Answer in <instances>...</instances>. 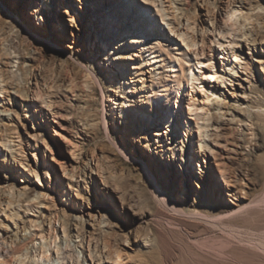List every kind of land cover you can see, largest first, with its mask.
Returning a JSON list of instances; mask_svg holds the SVG:
<instances>
[{"label": "rangeland", "instance_id": "1", "mask_svg": "<svg viewBox=\"0 0 264 264\" xmlns=\"http://www.w3.org/2000/svg\"><path fill=\"white\" fill-rule=\"evenodd\" d=\"M251 2L249 14L264 20V0ZM146 5L155 13L159 8L164 20L157 14L149 39L132 48L134 21L141 15L151 25L150 13L141 10ZM247 8L242 0H0V49L14 45L20 52H12V65L5 67L17 80L7 86L6 100L0 97L1 232L17 240L32 236L34 255L39 245L50 243L55 264H73L76 256L91 264L100 252L101 264H264L228 236L231 224L264 231V74L258 63L264 40L245 42L251 39L243 18ZM234 11L236 17L228 20ZM191 38L196 46L188 48L183 39ZM230 42L244 44L251 77L227 68L233 58L224 48ZM151 45L163 47L164 65L155 63ZM179 48L192 58L191 52L203 50L223 78L208 79L218 89L208 100L200 88H189L198 104L209 105L208 122L180 109L168 127L158 108L147 121L135 107L160 89L157 79L168 78ZM119 52L132 55L126 70L135 80L137 66L146 69L144 86L131 82L138 90L128 94L140 100H131L132 106L111 78L116 68L110 60ZM144 105L147 110L150 102ZM201 132L209 134L205 148ZM171 143H176L172 152ZM221 161L237 187H230L232 193L218 177ZM156 182L172 203L187 212L218 214L224 225L170 212L155 197ZM257 200L261 208L224 217Z\"/></svg>", "mask_w": 264, "mask_h": 264}, {"label": "bare ground", "instance_id": "2", "mask_svg": "<svg viewBox=\"0 0 264 264\" xmlns=\"http://www.w3.org/2000/svg\"><path fill=\"white\" fill-rule=\"evenodd\" d=\"M242 2L244 3L246 7H248L247 13L243 15V18L244 20L249 22L250 29H251V31H249L248 33V35L251 34V39L247 38L245 39V42L254 44L256 41H259V40L263 41L264 40V31H262L264 30L263 17H261L260 15H257L254 18L253 15L249 14V12H252L254 10V5L252 4L251 0H242ZM259 6L260 4L256 5V7H259ZM129 7H131L130 4H129ZM99 8H102V6H99ZM141 10L146 11L147 13H150L148 16L151 17V25L147 26L146 20L141 15L139 19L134 21L133 26L130 27L129 29V34H131L133 30H134V33H136L135 36L133 35L130 36L132 48H134L135 43L149 39L148 32L150 28L154 26L153 22L154 20H156L157 14L161 16V20H164L162 17V14L160 13L159 8H158L159 11L157 13H155L154 11H149L150 7L148 5L142 6ZM127 14H128V10L127 12H125V16ZM110 16L116 17L113 14ZM233 17H236V11L228 14L227 19L233 20ZM255 22L261 25V29L257 28V26L255 25ZM232 23L236 24V21L234 20ZM241 26L245 27L246 25L242 24ZM98 34H99V31H98ZM245 35L246 33L242 32L240 37H243ZM123 40H125V38ZM183 42H186L185 44L188 48L196 46V40L193 38H191L189 42L183 39ZM231 44L236 45V48L234 47L229 48ZM158 46L160 45H151L150 52L151 54H153V59L155 60V63H159L160 64L159 66H162L166 62V60L164 59L165 54H164V51H162L163 47L161 46L159 47L160 49L159 51H155L156 47ZM244 47H245L244 44H240L237 42H230L227 45V47L224 48V50L227 52L225 56L231 55L233 58V60H229V62L226 63V66L231 72L236 74V76L238 73H241L245 77L249 78L252 76V73L249 70V68L246 65H244L245 64L244 61L246 60V58L245 59L242 58V55L244 53ZM249 47L250 45H248L247 50H250ZM175 50L179 51L177 52L179 53V56L178 57L175 56L174 59L169 62L168 73L170 74L168 78L167 79L164 78L165 80L164 79L161 80V78L159 77L157 79L159 81L158 87L160 89L153 91L152 94H149V96H147L142 101V106H137L138 104L136 105V103L139 102L140 100L136 99L134 96L130 97L128 92L131 91V93L134 94L136 93V90H138L136 85H131V82L132 83L134 81L137 83L139 82L142 84V86H144L146 69H144V65L139 64L137 66L138 67L137 69L140 72L137 73V75H140V76L138 79L135 80L134 78L136 76L135 75L132 76V74L126 70V66L128 65L126 61L128 59H132V55L130 56L129 54L119 52V57L116 58L117 59L116 61H114L112 58L110 60L111 67L116 68V70L112 72L113 76L111 77L113 78L112 82L116 84V86L114 87L115 91L120 92L119 96L121 97V99L125 100L126 105L132 106L133 104H131L132 102L131 100H133V102H136L135 112L139 116L144 117L147 121H149L150 118H152V116L156 113V108H158L159 111H161L164 114L163 118L165 119V123L167 124L168 127L171 126L175 113L179 111L180 109H181L180 114H182L183 112V113H186L187 115L195 116L197 121L208 122L210 120V116L207 115V112L211 110L209 105L201 106L200 104H198L196 100V96H197L196 92L193 91L194 93H190L191 91L189 90V88L191 87V90H194V88L196 87L197 89L200 88L199 91L201 90L200 92L203 95L202 99H204L206 96L208 100L209 99L208 94H211V95L218 94V89L216 88L214 84H210L211 81H209L208 79L215 80L218 78H223V76L220 74V72L216 71V67L212 63L213 58L205 57L204 54H201L203 50H200V51L194 50L193 52H191L194 55V58L190 57V55L186 51L182 50V48L175 49ZM12 52L20 55V52L17 50V48L14 45H9L7 47L0 49V60H2V66L0 67V97L3 100H6V94L8 92L7 86L13 83V81H16L18 77L15 72H12V71L6 72L5 70V67L12 65V60L10 59V55ZM110 56L111 54L109 52H106L105 58L107 60L110 59ZM135 56L138 57L137 54H135ZM258 61H259L258 63L261 66V70H263V74H264V59L258 58ZM184 62H186V66L184 65ZM188 62H195V64L193 63L191 64V66H189L190 63ZM176 65L178 66L176 67ZM195 68L199 69L198 73L195 72L194 70ZM19 71L21 73L20 74L21 77L24 78L23 69L20 68ZM158 76H159V73H158ZM202 76H204L205 78H201ZM126 78L130 79L129 83L127 84L128 85L127 90L124 89L126 86L124 84ZM122 81H123V85H122ZM247 85H248V88L247 86L246 88L250 89V91L252 92L251 87H250L251 84L249 81H247ZM109 102H111V104H114L116 103V99H113L109 95ZM147 102H150V105L147 107V110H146L144 108L145 106L144 104H146ZM183 102L185 105V109L183 108L182 110ZM151 103H153L154 106ZM261 107L262 106H260L259 108ZM198 111H201V113H198ZM244 112L246 113V111ZM120 113L124 114L123 111H121ZM112 114H114V112H112ZM213 126H216V125H213ZM203 128H208V127H206L203 124L198 125V129H203ZM172 133L173 131H171V134ZM208 136L209 134L207 132H201V134L199 135L198 140H199V144L201 143V148L206 147L207 142L204 140V138ZM175 146H176V143L175 145L171 143L167 147V150H170L172 152ZM202 158L205 159L206 155L204 154ZM218 165H219V167L217 168L219 171L218 177L224 181V185L225 187H227V192L232 193L234 190L231 189L230 187L235 188V189L237 187L235 186L234 181L228 180L225 176L224 167L226 164L224 161H221L218 163ZM153 186L155 189L156 199L159 201L161 205H163L170 212L177 214L178 216L188 217L198 222H205L206 224L207 223L212 224L213 226L214 225L218 226V224L224 225L223 222L221 221V218L219 217L220 215L203 214L199 210H195L193 212H187L180 206L169 201L163 194V191L161 190L157 182L154 183ZM7 194H10V193L7 192ZM8 204H12V203L8 201ZM206 208L212 211L215 209L213 204L207 205ZM259 208H261V205L258 200L254 203V205H252L251 203L248 205L239 204V209L237 211L235 212H232V210L228 211L227 213H225L224 217L226 216L229 218L230 216H233V215L242 216L249 210H253V209L256 210ZM1 212L3 211H0V213ZM225 219L227 220V218ZM2 226H5V224L1 221L0 227ZM231 226L233 225L231 224ZM228 227H229V224H228ZM230 228H229L230 231L228 232L229 238L233 239L237 244L245 248H248L250 251L254 252V254H256L257 256H261L264 259V231L262 233H256L255 231L248 230L249 228L245 229L242 226H238V227L236 226L235 227L236 229H232V228L230 229ZM78 235L81 236L80 234ZM39 237L41 240L42 239L44 240L45 238V236L42 233L40 234ZM35 240L36 239H34L32 236L31 237L25 236L23 239L17 240L15 236H10L9 232L3 233L0 230V264H55L54 258L51 257L50 250H49L50 243L39 245L40 247L38 249H34L35 255L31 253L29 246L32 245ZM55 255H56V258L58 259L60 256L59 251H56ZM102 255L103 254L100 252L98 255L99 256L98 259H94L93 257H91L93 261L91 264H95V261H98V264H101ZM77 257L78 256H76V258L73 260V264H81V262L79 261V258ZM116 257L117 259L120 258L119 255H117Z\"/></svg>", "mask_w": 264, "mask_h": 264}]
</instances>
